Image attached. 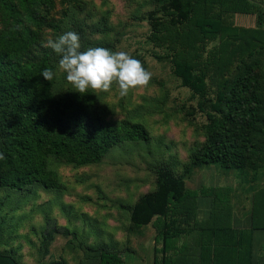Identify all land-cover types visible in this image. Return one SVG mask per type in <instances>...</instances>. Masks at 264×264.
Here are the masks:
<instances>
[{
    "label": "trees",
    "instance_id": "16d2710c",
    "mask_svg": "<svg viewBox=\"0 0 264 264\" xmlns=\"http://www.w3.org/2000/svg\"><path fill=\"white\" fill-rule=\"evenodd\" d=\"M18 1L26 7L49 0ZM159 2L160 7L148 16L151 40L170 48L173 72L204 99L200 109L209 120L205 142L191 154L190 164H219L257 180L264 171V5L254 0ZM18 7L15 0H0V10L9 18L18 14ZM237 13L256 14L257 25L237 26L232 19ZM7 23L12 26L11 21ZM25 42L7 28L0 36V189L24 193L35 185L49 189L58 181L56 172L48 168L49 158L77 166L98 164L124 142H148L142 124L104 122L90 90L58 97L54 78L45 81L41 76L45 68L54 71V66L47 55L24 61ZM208 102L213 112L206 111ZM155 171V195L145 196L132 215L137 225L152 223L155 241H162L155 254L163 258L156 257L152 264H175V258L167 254L171 242L183 236L212 241L218 251L223 242L235 241L239 247L225 248L224 253L232 261V256L237 257L236 264H250L253 232L264 230V187L252 196L251 227L237 229L232 225V206L225 199L229 188L190 191L169 169ZM199 192L211 198L210 215L203 220L197 218ZM98 264L130 263L117 252L102 251Z\"/></svg>",
    "mask_w": 264,
    "mask_h": 264
},
{
    "label": "rangeland",
    "instance_id": "374dc122",
    "mask_svg": "<svg viewBox=\"0 0 264 264\" xmlns=\"http://www.w3.org/2000/svg\"><path fill=\"white\" fill-rule=\"evenodd\" d=\"M254 1L264 5V0ZM15 2L19 7L13 18L0 10V36L7 28L26 41L24 61L47 55L58 97L76 90L58 68L60 57L46 45L67 31L79 34L81 51L103 47L141 61L152 74L147 87L123 97L116 84L109 92L89 90L104 122L142 124L149 140L124 142L98 164L49 158L48 168L58 178L49 189H0V264H98L102 251L117 252L130 264L153 261L156 229L152 223H133L132 215L145 196L155 195L157 167L169 169L190 191L234 184L236 201L246 202L242 194L256 182L251 184L244 172L190 164L191 154L205 142L209 120L200 109L204 99L173 72L170 48L151 40L148 16L160 7L159 0H49L26 7ZM232 19L237 26L257 25L256 14L237 13ZM214 110L208 102L206 111Z\"/></svg>",
    "mask_w": 264,
    "mask_h": 264
},
{
    "label": "clouds",
    "instance_id": "9594fccd",
    "mask_svg": "<svg viewBox=\"0 0 264 264\" xmlns=\"http://www.w3.org/2000/svg\"><path fill=\"white\" fill-rule=\"evenodd\" d=\"M60 59L58 68L66 74V81L75 92H109L113 84L119 89L120 96H127L130 90L147 87L152 74L140 60L131 57L125 51H112L103 47H90L81 51L79 34L67 31L46 45ZM55 72L45 68L41 76L51 81ZM3 159V154H0Z\"/></svg>",
    "mask_w": 264,
    "mask_h": 264
},
{
    "label": "crops",
    "instance_id": "0c3cea01",
    "mask_svg": "<svg viewBox=\"0 0 264 264\" xmlns=\"http://www.w3.org/2000/svg\"><path fill=\"white\" fill-rule=\"evenodd\" d=\"M238 174V173H237ZM251 184L255 183L253 186H248L244 190L243 198L246 202L236 201V192L237 188L235 185L227 186H217L211 188H229L230 191H226V201H228L232 206V225L237 229H249L251 227V207H252V196L256 189L264 187V171H261L257 177V180H249ZM200 187V186H199ZM198 199V212L197 218L203 220L209 217L211 211V198L210 196L199 193L197 196ZM253 255L251 257L250 264H263L264 263V230H255L253 232ZM205 243V244H204ZM196 242L191 239H186L183 236L180 239H176L174 242H171V248L168 251V256H173L175 258V264H236V258L231 255L224 253V249L229 250L231 246L239 247L235 241H226L221 245L222 250H215V243L212 241ZM244 247L247 246V241L243 242ZM203 246H206L207 250L205 251ZM155 247L161 248L162 241L156 242L153 241V261L151 262H141L138 264H152L156 257L161 260L163 254H155ZM229 252V251H228ZM156 255V256H155ZM123 257V256H122ZM124 259V257H123ZM244 261L246 258L243 259ZM245 263V262H243Z\"/></svg>",
    "mask_w": 264,
    "mask_h": 264
}]
</instances>
